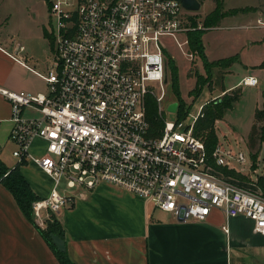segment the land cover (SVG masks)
I'll list each match as a JSON object with an SVG mask.
<instances>
[{
    "label": "built area",
    "instance_id": "obj_1",
    "mask_svg": "<svg viewBox=\"0 0 264 264\" xmlns=\"http://www.w3.org/2000/svg\"><path fill=\"white\" fill-rule=\"evenodd\" d=\"M191 12L182 0H49L52 58L45 71L36 70L46 90L0 87L10 101L11 153L17 162L35 161L52 178L49 192L32 201L36 225L73 205L77 192L109 181L176 217L203 219L219 207L226 217H249L264 234V197L215 173L203 138L192 131L194 120L168 118L161 105L167 75L161 37L182 50ZM256 25L264 27L262 14ZM23 49L17 42L10 55L25 62L18 55ZM257 82L248 73L238 83ZM153 93L164 121L154 135L145 103ZM36 137L45 142L42 154L29 151ZM211 155L225 162L219 144ZM236 158L244 161L245 154Z\"/></svg>",
    "mask_w": 264,
    "mask_h": 264
},
{
    "label": "crops",
    "instance_id": "obj_2",
    "mask_svg": "<svg viewBox=\"0 0 264 264\" xmlns=\"http://www.w3.org/2000/svg\"><path fill=\"white\" fill-rule=\"evenodd\" d=\"M240 6L256 8L223 18L229 27L241 30L232 52L221 54L219 49H212L210 55L204 44L210 59L237 56L230 70H235V63L264 64V27L253 26L260 14L264 16V0L224 8ZM10 19L9 12L0 10V87L45 91L46 81L37 71H45L51 62V18L47 26L37 22L36 32L25 35L10 24ZM17 42L23 44L18 55L26 63L10 55L15 53ZM228 75L223 78H229L228 86H232L235 82ZM10 115V101L0 92V156L8 166L18 165L33 192L44 196L52 186V178L33 160L17 162L11 153L15 145L8 137ZM41 143L42 150L37 151ZM44 149L45 142L39 137L29 145L32 154H42ZM82 191L81 195L75 194L73 205L56 214L64 228L67 255L76 264H264V234L254 231L253 221L242 214L226 217L217 207L203 219H182L109 181ZM0 264H62L12 191L1 182Z\"/></svg>",
    "mask_w": 264,
    "mask_h": 264
},
{
    "label": "rangeland",
    "instance_id": "obj_3",
    "mask_svg": "<svg viewBox=\"0 0 264 264\" xmlns=\"http://www.w3.org/2000/svg\"><path fill=\"white\" fill-rule=\"evenodd\" d=\"M200 1L201 6L192 11L189 14V19L185 21V24L190 26L187 30L188 41L191 32L202 29L204 33L202 40L208 54L213 55L212 49H219L218 52L221 54L232 52V48L236 47L237 39L235 37L241 30L229 27L227 19H222L216 26L204 25L203 19L209 13L214 2L213 0ZM255 1L224 0V7ZM48 4L49 0H3V3H0V10L9 12L10 24L16 26L25 35V33L36 32L37 22L40 24L39 22L42 21L46 26L49 24ZM161 41L166 47L164 56L167 60V75L164 84L166 93L161 100L165 115L168 118H173L174 112L168 109V105L175 101L177 102L176 109L179 104L181 107L183 106V109H188L184 116V123L187 124L196 119L205 102H214L218 99L226 100L236 95L237 98L225 110L223 116L215 119L212 128L214 132L202 128L199 136L203 138L206 135L207 137L211 135L209 138L213 141L214 149L219 144L225 150V162L215 161L211 155L215 173L231 184L251 190L264 197V113L262 111L259 112V115L255 113L256 109L263 107L264 64L257 66L244 64L241 66V64L239 66L235 63V70H230V64L238 59L237 56H234V58H228L212 65V71L209 74L203 65L202 57L199 56L191 41L185 43L182 50L167 35L162 36ZM261 53L264 55V49L261 50ZM207 59L209 61L216 60L210 59L208 55ZM248 73L257 77L256 85L237 84L238 80ZM227 74L235 82L232 86H228L229 78L228 80L223 78ZM174 82L178 84L180 97L175 94L172 88ZM149 84L153 85L155 81H149ZM158 90L155 88V92ZM151 95L157 102L158 109L159 102L154 93ZM42 146V143L39 144L37 151H41ZM239 151L245 154L244 161L236 158ZM61 181L58 186L60 191L65 188V181ZM53 214L57 213L46 214L44 218L46 221H43V225L40 227H47V222L52 221Z\"/></svg>",
    "mask_w": 264,
    "mask_h": 264
},
{
    "label": "trees",
    "instance_id": "obj_4",
    "mask_svg": "<svg viewBox=\"0 0 264 264\" xmlns=\"http://www.w3.org/2000/svg\"><path fill=\"white\" fill-rule=\"evenodd\" d=\"M214 4L207 15H205L203 19L204 25L211 26L217 25L220 21L229 13L239 12L241 10H249L255 9L254 6H240L234 8H224V0H213ZM202 29H196L195 32L190 33L189 41L195 46L199 56L203 59V65L211 74V67L214 64H218L222 60H227L228 58H234V56H228L227 58H219L216 60L209 61L207 59V55L204 52V42L202 40ZM177 77V76H176ZM172 88L177 96L180 95L179 87L177 82L172 84ZM180 97V96H179ZM237 98V96L229 97L226 100H216L214 102L209 101L205 102L199 111L196 119L193 122L192 131L194 134L199 136L200 129H208L212 133V128L214 126V121L216 118L223 116L225 110L229 108L233 101ZM262 99H263V107L256 109L255 113L259 115V112L264 113V90L262 91ZM146 118L149 121V133L151 134H161L162 127L164 125L163 118L159 115L157 109V102H155L154 98L151 94H147L146 96ZM183 105V104H182ZM183 107V106H182ZM181 104L177 107L174 114L177 120L184 119L185 114L187 113L188 109H183ZM213 135V134H212ZM211 136V135H210ZM210 136L203 137L204 145L206 146V152L208 157V161L214 167V161H212L211 153L214 149L213 141L209 138ZM26 160H22L24 162ZM19 162V163H21ZM0 182L6 185L13 193L14 197L16 198L20 208L22 211L28 216V218L33 221V213H32V201L36 199L37 194H35L27 182L26 178L24 177L21 169L18 165L15 166H8L0 156ZM36 228L40 229V232L45 237L47 242H49L52 249H54L57 257H59L62 264H76L68 255L66 250L61 251L57 248L56 244L51 241V233L55 232L58 233L62 238H64V228L61 225L60 220L58 219L56 214H53L52 221L47 222V227H40L36 225Z\"/></svg>",
    "mask_w": 264,
    "mask_h": 264
},
{
    "label": "water",
    "instance_id": "obj_5",
    "mask_svg": "<svg viewBox=\"0 0 264 264\" xmlns=\"http://www.w3.org/2000/svg\"><path fill=\"white\" fill-rule=\"evenodd\" d=\"M183 6L191 11L197 10L201 6L200 0H182ZM177 102H171L168 105V109L175 112L176 110ZM51 241L54 242L57 246V248L61 251L66 250V242L64 241V238H62L58 233L52 232L51 233Z\"/></svg>",
    "mask_w": 264,
    "mask_h": 264
}]
</instances>
